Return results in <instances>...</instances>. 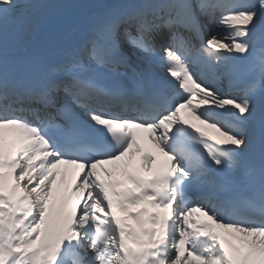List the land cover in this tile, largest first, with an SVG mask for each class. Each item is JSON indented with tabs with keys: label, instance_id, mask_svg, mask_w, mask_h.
Here are the masks:
<instances>
[{
	"label": "snow or ice",
	"instance_id": "6c2138e0",
	"mask_svg": "<svg viewBox=\"0 0 264 264\" xmlns=\"http://www.w3.org/2000/svg\"><path fill=\"white\" fill-rule=\"evenodd\" d=\"M31 6L0 0V32L16 10ZM202 16L216 19L207 37ZM174 25L201 38L196 48L172 32L161 45L160 59L182 92L116 91L88 74L115 63L123 44L155 54L163 29ZM232 52L259 68L242 96L206 86L205 73L219 80ZM182 108L226 139L186 124ZM257 120L264 125V0H153L108 9L89 23L78 49L47 67L10 66L0 52V264H264V163L253 178L259 191L243 205L224 196L226 186L211 175L213 166L243 167ZM141 139L164 158L143 151ZM105 164L123 179L108 168L102 177L98 165ZM61 165L77 171L53 199L57 175L61 185L67 179ZM190 187L201 189V203L188 197ZM135 205L144 207L133 212ZM196 211L228 235L192 220Z\"/></svg>",
	"mask_w": 264,
	"mask_h": 264
},
{
	"label": "bare ground",
	"instance_id": "6f19581e",
	"mask_svg": "<svg viewBox=\"0 0 264 264\" xmlns=\"http://www.w3.org/2000/svg\"><path fill=\"white\" fill-rule=\"evenodd\" d=\"M127 0H47L46 5L36 7H27L16 10L8 19L7 27L4 31L0 32V52H2L10 66H21L27 64H39L42 67H47L48 63H59L62 58L54 56L58 53H66L72 49L74 44H81L84 40L87 27L92 19L99 13L108 9H119L123 11L125 8L124 3ZM131 5H128L130 7ZM219 14H217V19ZM70 29L74 32L69 37L59 36L60 34L67 33ZM168 29V28H165ZM163 29V30H165ZM173 31V27L171 28ZM216 31V29H214ZM221 34L224 30L220 31ZM172 34V33H171ZM182 37L189 39L190 34H183ZM158 45V44H157ZM199 48V47H198ZM68 49V50H67ZM235 53V52H232ZM244 61L249 62L254 59L246 57V54H239ZM149 61L146 62V65ZM146 68H142L145 72ZM224 68L219 69L223 73ZM197 72L199 69L196 70ZM259 76V69H256L247 76L251 82L255 81ZM213 75L211 72L205 73L206 84L211 83ZM218 89L214 87L213 90ZM220 90V89H219ZM222 91V90H220ZM63 94V92H62ZM64 95V94H63ZM190 118L195 120L193 115ZM208 133L219 139H226L218 135L208 125L198 122ZM261 123L257 120L252 124L249 135L252 143L249 149L243 152L240 156L243 167L236 172L228 169H219L221 176H226L230 179L245 180L257 174L260 170L262 163H264V129H259L258 124ZM11 134H5L6 143L11 140ZM103 168H108L114 171L115 175L121 171L115 169L112 164L98 165V171L104 177ZM67 172V179L61 185V175H57L56 183L53 185V199H55L62 188L68 187L74 182L75 166L61 165L59 173ZM106 178V177H105ZM191 189L200 190L197 187H190L186 191L189 194ZM191 200L192 198L189 197ZM51 203V201H50ZM144 205H138L133 211H139V208ZM197 213L194 212L192 217L197 218ZM207 219L205 216L201 220ZM199 220V222L201 221ZM131 222V221H130ZM134 223V222H133Z\"/></svg>",
	"mask_w": 264,
	"mask_h": 264
},
{
	"label": "rangeland",
	"instance_id": "374dc122",
	"mask_svg": "<svg viewBox=\"0 0 264 264\" xmlns=\"http://www.w3.org/2000/svg\"><path fill=\"white\" fill-rule=\"evenodd\" d=\"M45 0H26V2L28 3V4H30V5H35V6H37L38 4H41V3H43ZM37 8V7H36ZM214 29H216L217 30V27H215V28H211L210 30H208L207 32L209 33V35L210 34H212L213 32H214ZM222 30H224V29H220L219 31H222ZM73 32H74V30L73 29H70L67 33H65V34H60L59 36H62V37H69V36H71L72 34H73ZM209 35H207V36H209ZM225 232H226V235H228L227 234V232H229L230 230H225V229H223ZM223 235H225V233L223 234Z\"/></svg>",
	"mask_w": 264,
	"mask_h": 264
}]
</instances>
